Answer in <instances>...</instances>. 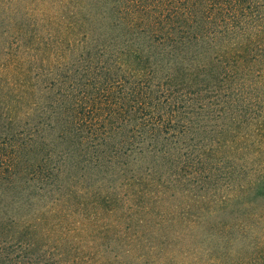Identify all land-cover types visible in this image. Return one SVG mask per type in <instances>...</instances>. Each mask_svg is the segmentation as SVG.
Returning a JSON list of instances; mask_svg holds the SVG:
<instances>
[{
    "label": "trees",
    "instance_id": "obj_1",
    "mask_svg": "<svg viewBox=\"0 0 264 264\" xmlns=\"http://www.w3.org/2000/svg\"><path fill=\"white\" fill-rule=\"evenodd\" d=\"M262 189L264 0H0V264H264Z\"/></svg>",
    "mask_w": 264,
    "mask_h": 264
},
{
    "label": "rangeland",
    "instance_id": "obj_2",
    "mask_svg": "<svg viewBox=\"0 0 264 264\" xmlns=\"http://www.w3.org/2000/svg\"><path fill=\"white\" fill-rule=\"evenodd\" d=\"M260 189H261V188H260ZM260 193H264V190L262 189V192H260ZM263 210H264V209L262 208V211H263ZM70 220H71L70 222H76V221L78 220V218L76 217L74 220H73V219H70ZM57 222H59V223L61 224L63 221H62V219H58ZM71 234H74V232L71 233ZM54 237H55L56 239H58V231H57V234H54ZM74 243H78L77 245L80 244L79 242H74Z\"/></svg>",
    "mask_w": 264,
    "mask_h": 264
}]
</instances>
